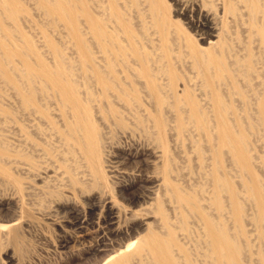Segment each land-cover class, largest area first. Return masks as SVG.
<instances>
[{
    "label": "bare ground",
    "instance_id": "6f19581e",
    "mask_svg": "<svg viewBox=\"0 0 264 264\" xmlns=\"http://www.w3.org/2000/svg\"><path fill=\"white\" fill-rule=\"evenodd\" d=\"M37 1L47 16L68 26L82 64L68 66L67 59L58 51L53 65H48L40 55L36 64H31L34 48L28 40L24 43L31 51L24 54L22 47L23 55L18 52L25 67L19 76L18 68L0 57V81L9 89L6 112L1 106L4 86L0 88V116L10 123L12 145L10 153L0 135V165L12 158L17 171L36 174L43 170L42 160L46 157L60 160L65 170L73 173L76 159L91 161L92 154L110 149L98 123L124 134L141 130L158 142L166 137L175 141L177 137L183 155L188 154L189 175L181 168L172 176V182L170 176L165 181L164 197L172 205L168 208L173 215L168 216L158 207L161 224L141 243L127 245L102 264H263L254 262L250 251L242 248V221L246 213L242 211L241 191H232V184L237 188L239 165L251 173L259 170L252 151L255 137L251 136L264 127V71L257 70L264 54V24L259 22L264 0H242L253 21L248 37L251 47L226 31L227 39L209 43L206 50L194 43L184 49L183 58L198 65L205 85L202 89L201 85L195 88L184 84L179 93L166 83V77L177 72L173 64L178 63L175 55L157 61L152 53H142L147 40L133 23L134 0H77L80 9L75 8L76 0L74 8L71 0ZM1 6L3 12H10L7 15L13 21L18 3L2 2ZM152 8L158 11L157 6ZM81 17L85 20L81 21ZM167 24L160 21L158 27L166 32ZM16 44L12 47L19 50L20 45ZM175 51L169 49L171 54ZM241 51L246 54L241 55ZM248 63L253 66L252 76H257L243 91V82L237 79L245 74ZM250 87L256 89L252 95ZM253 102L258 109L252 107ZM59 154L63 159L57 158ZM170 170H177L173 159L168 163V174ZM188 176L194 183L187 180ZM254 191L264 200V181L256 179ZM237 201L241 209L233 211ZM252 204L256 213L261 211L253 197ZM233 217L237 223L235 230L230 223ZM116 219L117 215H112L111 220ZM115 224L111 222L110 226ZM258 256V260H264L262 253Z\"/></svg>",
    "mask_w": 264,
    "mask_h": 264
},
{
    "label": "rangeland",
    "instance_id": "374dc122",
    "mask_svg": "<svg viewBox=\"0 0 264 264\" xmlns=\"http://www.w3.org/2000/svg\"><path fill=\"white\" fill-rule=\"evenodd\" d=\"M71 1L74 8L77 0ZM157 1L134 0L133 23L144 41L147 40L142 49L144 55L152 53L157 61H163L164 56L168 58L175 55V62L178 63L173 64L176 65L177 72L166 77L168 88L175 92L179 93L187 85L195 88L201 85L204 88L205 83L202 82L198 65H192L186 57L183 58L184 49L191 47L192 43L206 50L209 43L217 44L222 39H227L226 31H231L232 38L245 40L247 46H252L248 37L253 31V21L242 0ZM2 2L18 3L15 7L17 9L14 8L15 12L13 10L14 23L7 15L10 12L2 11ZM122 4L127 7L126 3ZM80 5L75 4V8L77 6L80 9ZM154 5L158 7L157 12L152 8ZM80 20L84 21L85 17ZM164 20L170 28L166 32L158 27V23ZM259 22L264 24V12L259 15ZM65 26L59 20L47 16L37 0H0V31L3 30L0 32V41H3L0 42V57L6 60V64L11 63L18 68V76L19 72L25 70L20 56L29 53L32 48L33 55L29 58L32 60L31 64L34 62L35 65V59L40 55L48 65H53L60 54L67 59L68 66H80L82 58L78 49L76 50L74 40L70 38L72 32ZM83 27L86 28L85 24ZM24 40L30 41L32 48L26 46ZM15 42L17 46H21H18L19 50L12 47ZM164 47L167 48L166 53ZM170 48L176 51L171 54ZM245 54L246 52L241 51V55ZM260 60L262 61L257 65V70L260 68L264 71V54ZM252 74L253 66L248 63L245 74L237 79L238 82H243V91L246 84L256 78L257 75ZM195 75L198 77H194ZM0 84V88L4 86L1 89L5 95L1 106L8 112L9 89L1 81ZM250 90L251 87L250 95L256 91ZM231 91L233 93L232 89ZM227 92L229 91L226 90ZM237 103L243 105L241 101ZM252 107L258 109L254 102ZM4 120L5 117L0 116V135L11 153L10 123H5ZM98 127L105 136L104 142L110 144V149L92 154L91 161L76 159L73 173L67 172L60 160L46 157L42 160L43 170L36 174L17 171L12 158L10 162L0 165V264H102L127 245L141 243V239L146 238L155 226L161 224L158 207H162L168 216L173 215L168 208L172 205L166 203L168 199L164 197L165 181L170 176L172 182V176L181 168H184L185 174L189 172L186 164L188 154L183 155L177 137L175 141L166 137L158 139V142L148 135L146 137L141 130L124 134L113 126V131L110 127H101L99 123ZM263 135L264 127L257 135L251 136L252 139L255 137L252 151L257 158L259 170L251 173L246 167L239 165V177L235 178L238 185L236 188L232 184V191H241L242 211L246 213V218L242 221V248L246 252L250 251L249 257L254 262L264 264V260H258L261 258L257 257V253H262L264 257V200L261 194L252 192L256 179L264 181ZM57 143L55 144L58 146L60 142ZM156 145L159 147L157 151ZM57 158L63 159L61 154ZM170 159L174 160L177 170H170L168 174ZM225 162L227 165V160ZM187 180L194 183L191 176ZM230 192L227 191L228 197ZM252 197L257 207L261 208L258 213L252 204ZM237 202V207L232 206L233 211L241 209L239 201ZM112 215H117V219L111 220ZM234 217L230 223L235 230L234 225L237 223ZM111 222L116 223L114 227L110 226Z\"/></svg>",
    "mask_w": 264,
    "mask_h": 264
}]
</instances>
